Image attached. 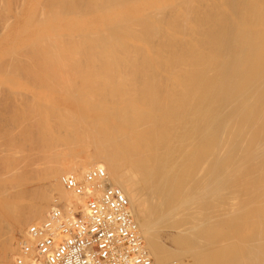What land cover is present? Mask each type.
Listing matches in <instances>:
<instances>
[{
    "label": "bare ground",
    "instance_id": "obj_1",
    "mask_svg": "<svg viewBox=\"0 0 264 264\" xmlns=\"http://www.w3.org/2000/svg\"><path fill=\"white\" fill-rule=\"evenodd\" d=\"M0 17L1 81L47 78L6 93L0 264L50 210L83 211L62 179L92 169L154 264H264V0H0Z\"/></svg>",
    "mask_w": 264,
    "mask_h": 264
},
{
    "label": "built area",
    "instance_id": "obj_2",
    "mask_svg": "<svg viewBox=\"0 0 264 264\" xmlns=\"http://www.w3.org/2000/svg\"><path fill=\"white\" fill-rule=\"evenodd\" d=\"M62 184L83 198V211L67 217L54 208L30 224L13 264H154L129 202L102 169L90 170L82 181L64 177Z\"/></svg>",
    "mask_w": 264,
    "mask_h": 264
},
{
    "label": "rangeland",
    "instance_id": "obj_3",
    "mask_svg": "<svg viewBox=\"0 0 264 264\" xmlns=\"http://www.w3.org/2000/svg\"><path fill=\"white\" fill-rule=\"evenodd\" d=\"M0 18L2 19V17H0ZM1 19H0V20H1ZM0 27H3V23H2V21H0ZM18 28H19V27H18ZM0 29H2V28H0ZM1 32H2V31H0V33H1ZM1 36H2V35H0V37H1ZM3 50H4V49H3ZM3 50H2V52H3ZM3 53H4V52H3ZM18 60H20V61L8 63V65L11 66V67H10V70L12 69V67H13V65H14L13 70H11V71L16 70V69H15V68H16L15 66L19 67L20 65H24V64H26V65H29V64H30V66H31V67L34 66V68H37L36 66L39 65V64L35 65L36 62H34V63L26 62V60H24V59H18ZM27 63H28V64H27ZM32 64H34V65L32 66ZM7 67H8V66H7ZM8 68H9V67H8ZM10 70H8V72H9ZM11 71H10V72H11ZM37 71H38V70L31 71V72H32V73H35V72L37 73ZM10 72H9V73H10ZM31 72H30V73H31ZM11 73H12V72H11ZM36 73H35V75L32 74V75H30L31 77H29V76H26L24 73L21 72V74H20L19 77H17L16 79H15V78L13 79V81L15 82V84H17V85H15V86L13 85L14 82L12 81V79L9 80V79L11 78V76H9V77H10V78H9V77H7V76H3V75H1V76H3V77H6L5 80H4V78L2 77V78H3V79H2L3 81H1V79H0V82H1V83L9 81V83L7 82L8 84H5V83H4L3 85L0 84V89H1V87H2V88H5V89H4L5 91H4V90L1 91V92H5V93H3L4 95H6V96H4L5 99H7V97L12 96V95L7 96L6 93H8L9 91H10L11 93H12V91H16V92L19 91V92L22 93L23 95H26V94H27V96H25V97H27V98L30 97L32 94H35L34 92H30V91H27V92H26V91H25L26 89H25L24 87L21 88L20 85L23 84V83L26 84V82H27V84H29V83L31 84L32 82L38 84V83L42 82L43 79H47L45 76H44V77L42 76V77L40 78V80H41V81H40V80H39V77H40L42 74L40 75V73H37V74H36ZM21 75H22V76H21ZM23 75H24L25 77H24ZM33 75H34V76H33ZM38 75H39V76H38ZM35 76H36V77H35ZM0 78H1V77H0ZM7 78H8V80H7ZM30 78H31V79H30ZM32 79H33V80H32ZM6 80H7V81H6ZM37 80H39V81H37ZM11 81H12L13 83H12ZM34 81H35V82H34ZM43 82H44V81H43ZM11 83H12V84H11ZM9 84H10L11 86H9ZM24 84H23V86H24ZM30 84L27 85V86H29V87L31 88V85H30ZM1 85H2V86H1ZM12 85L14 86L15 89L18 88V87H20L21 89H17V90H18V91H17V90H15V89L13 88ZM8 86H9V87H8ZM27 86L25 85V87H27ZM11 89H12V90H11ZM6 90H7V92H6ZM22 90H23V91H22ZM11 93H10V94H11ZM1 94H2V93H1ZM22 94H21V95H22ZM21 95L18 96V97H19V98L21 97V99H22L23 96H21ZM1 96H2V95H0V97H1ZM2 97H3V96H2ZM2 97H1V99H2ZM4 97H3V99H2V100H3L2 104H3L4 106H6V107L4 108V106L1 104V100H0V108H1V109H0V111H1V112H0V116H1L0 121H7V119H8L9 117H11V115H12V113H13V110H12V113H11V109H10V108H12V107L14 106L12 103L14 102L15 98L10 97V99L13 98L12 101L9 100V98L5 101ZM18 97H17V99H19ZM17 99H16V100H17ZM21 99H19V100H21ZM23 99H25V98H23ZM19 100H17V101H18V105H19V102H20ZM7 101H9V102H7ZM10 101H11V102H10ZM35 101H36V100H35ZM15 102H16V101H15ZM5 103H6V105H5ZM10 103H11V104H10ZM16 103H17V102H16ZM8 104H9V106H8ZM34 104H35V103H34ZM10 105H11L12 107H11ZM2 106H3V107H2ZM37 106H38V105H36V106L34 105L33 109L37 110ZM63 106H64V105H63ZM63 106H62V109H64L65 107L67 108V109H64V110H68V109H70V107L73 109V106H70L69 104H68L67 106L65 105L64 108H63ZM68 106H69V107H68ZM6 108H7V110H8V108H9L10 110L7 111V110H5ZM13 108H14V110H15V106H14ZM13 108H12V109H13ZM16 109L18 110V108H16ZM72 109H71L70 111H72ZM5 112H6V115L4 114ZM1 113H2V115L4 114L3 116H4L5 118L1 115ZM7 113L10 114V116H9ZM17 113H18V111H17ZM13 115H14V114H13ZM13 115H12V116H13ZM8 116H9V117H8ZM2 118H3V119H2ZM4 119H6V120H4ZM34 125H35V124H34ZM34 125L31 126L33 131H35V130L38 129V128L36 127V125H35V126H34ZM31 127H30V128H31ZM33 127H34V128H33ZM36 128H37V129H36ZM32 130H30V131L32 132ZM33 133H34V132H32V134H33ZM35 134H36V132H35ZM33 136H34V135H33ZM33 138H34V137H33ZM33 147H34V146H33ZM78 147H79V145H78ZM78 147H76L75 151L72 150V154H75V153H76L75 155H78V151H79V153H83L84 151H81V152H80V150H81V149H82V150L87 149L88 147H89V149H87V151L89 150L88 152H91V151L93 150L92 145H91V148H90V145H89L88 147H87V146H84V148H81V147L78 148ZM86 147H87V148H86ZM80 148H81V149H80ZM73 149H74V148H73ZM79 149H80V150H79ZM91 149H92V150H91ZM94 149H95V147H94ZM73 151H74V152H73ZM85 151H86V150H85ZM93 151H94V150H93ZM80 155H81V154H80ZM35 158H36V157L34 156V158H32V160H31V162H29V163L27 162L28 166H26V170H27V168L31 165V166H30V169H28L27 171H28V172H31V171H32V172H33V171H37V173H36V172H35V173H36V174H39V171L42 172V167H43V166H42V165H43L42 163H46V162H43L42 160H40L39 157H38V159H35ZM65 158H67V160H68V158L70 159V157H65ZM33 159H34V160H33ZM38 161H39V162L41 161V162H40L41 165H38V164H39ZM37 162H38V163H37ZM21 164H22V163H21ZM34 164H35V165H34ZM32 165H33V166H32ZM34 169H35V170H34ZM41 172H40V173H41ZM32 174H33V173H32ZM30 175H31V173H29V176H30ZM33 175H34V174H33ZM32 178H33V177H32ZM35 179H36V180H34V178L32 179L34 182H32V180H29V181H30V182H28L29 184L26 183V184L23 185V187L26 188V190H27V188L30 189V186H31L32 184L34 185V184L38 183V182H37V181H38L37 178H35ZM31 182H32V183H31ZM35 182H36V183H35ZM31 187H32V186H31ZM133 201H134V200H133ZM135 202H136V201H134V203H133V207H136V206H137V203H135ZM135 205H136V206H135ZM22 239H24V238L21 237V238H20V241H21Z\"/></svg>",
    "mask_w": 264,
    "mask_h": 264
}]
</instances>
